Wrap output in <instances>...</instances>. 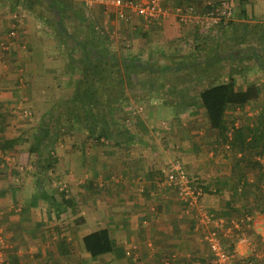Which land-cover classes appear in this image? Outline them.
<instances>
[{"label":"crops","instance_id":"crops-1","mask_svg":"<svg viewBox=\"0 0 264 264\" xmlns=\"http://www.w3.org/2000/svg\"><path fill=\"white\" fill-rule=\"evenodd\" d=\"M160 3L182 8L187 21L174 13L124 21L115 9L87 7L84 0H75L77 11H54L44 0H0V43L11 46L0 48V141H20L0 152V250L10 264H214L205 241L213 230L208 219L224 223L221 240L237 252L235 264H264L261 233L243 222L264 213H240L255 206L253 192L260 193L255 204H264V155L222 144L199 100L203 89L232 77L238 90L256 84L261 97L230 108L229 126L253 127L264 117V0ZM209 4L231 8L232 17L212 25ZM78 49L94 60L117 61L110 72L114 86L98 84L88 105L97 111V137L113 125L111 143L93 141V121L73 114L84 76L82 67L75 69L87 59L75 56ZM140 63L157 67L148 78L127 69ZM128 79L134 87L135 80L156 81V89H116V80ZM157 80L168 81L167 88ZM201 84L192 113L189 97ZM175 162L204 187L198 204L159 185ZM65 193L75 210L62 202ZM101 230L109 231L113 252L93 259L83 241ZM243 234L247 245L239 244Z\"/></svg>","mask_w":264,"mask_h":264},{"label":"trees","instance_id":"trees-1","mask_svg":"<svg viewBox=\"0 0 264 264\" xmlns=\"http://www.w3.org/2000/svg\"><path fill=\"white\" fill-rule=\"evenodd\" d=\"M34 1L37 2V0ZM44 1L48 2L50 4L49 7L54 11H65L67 7L69 9L72 8L71 11H77L75 6H72L75 5V0ZM78 11H81V9H78ZM86 53L87 59L83 60L82 63H80L84 76L83 81L79 82V89H81L82 91L83 89L88 91L85 92L86 97H84L83 94H77L75 99L80 101V103H83L82 106L85 107L84 116L87 117L89 121H93V124L89 123V125L91 126L89 128L90 135L93 138L96 136L93 141L99 142L102 137H107V129L105 128V135H100L99 137H97V114L92 108H88V105L90 106L93 98L95 99V87L98 84L103 83V81L105 82L106 79L110 78V72L107 71L106 67L114 66L117 69L118 65L116 60L109 61V56L94 60L93 58H91L92 56H94L92 52H88L87 50ZM101 69H103V71H101ZM99 74L103 75V80H101V78L100 80H98ZM109 82H106V85L112 84L114 86L113 80H111V78ZM260 97L261 91L256 84H250L244 90H238L236 81L232 77L227 83L203 89L199 94L200 105L208 118L211 130L214 131L216 136L220 138L221 143L224 145H226L227 143H233L232 145L237 146L236 149L239 152H251L253 155H256L258 157H262L264 155V117H258V121L255 122V125L253 127L235 128L233 126H229L226 120V115L227 111L230 108L248 105L259 100ZM183 99L184 101L188 100L187 97ZM19 143V139H7L0 141V152L2 154H6L8 151L13 150L14 147H16ZM32 151H34V149H32ZM252 164H254V166H257L260 170H263V167L259 161H253ZM195 185L196 182L194 183V186ZM195 187H197L198 189H203L204 191V187L202 185H196ZM61 197L62 202L67 207L75 210V204L72 202V200L67 198L66 193L64 195L62 194ZM83 242L86 251L91 255L93 259L113 252V244L108 230H101L92 233L86 236Z\"/></svg>","mask_w":264,"mask_h":264},{"label":"built area","instance_id":"built-area-1","mask_svg":"<svg viewBox=\"0 0 264 264\" xmlns=\"http://www.w3.org/2000/svg\"><path fill=\"white\" fill-rule=\"evenodd\" d=\"M84 2L87 7L95 4L106 8L111 7L117 11L118 16L124 21L131 20L133 15L144 20H154L167 17L172 13L180 17L182 21H187L182 8L171 9L170 7L163 6L160 0H152L150 3H140L136 0H84ZM208 17L211 19L212 25L219 26L230 20L232 10L229 7L223 6L217 8L209 4ZM11 37H16V33H12ZM10 47L8 43H0V48L4 51H8ZM163 175L164 178L161 179L159 185L177 188L178 192L180 191L181 197L186 202H190V205H196L201 201L204 194L203 189H198L195 187L196 185L194 186L195 181L192 182L181 162L169 164L163 170ZM207 221V224H212L213 230L207 234L205 241L209 244L210 252L214 256V264H235L237 252L226 249L221 240L224 223L221 220L216 223L211 222L210 219ZM243 222L249 226V229L251 228L261 233L264 244V215H248L244 218ZM233 227L239 230V226L234 225ZM249 242L248 236L244 234L239 235V244L247 245ZM0 264H10L2 250H0Z\"/></svg>","mask_w":264,"mask_h":264},{"label":"rangeland","instance_id":"rangeland-1","mask_svg":"<svg viewBox=\"0 0 264 264\" xmlns=\"http://www.w3.org/2000/svg\"><path fill=\"white\" fill-rule=\"evenodd\" d=\"M76 36H77V34H75ZM257 36H260V35H257V33L256 34H253V37H257ZM110 51H112L111 52V54L112 55H114V48H108ZM64 51L65 52H67L68 53V49H67V47L66 48H64ZM66 53V54H67ZM81 54H83V55H87V53L85 52V53H81V51L78 49V50H76V55L75 56H77V58H79V57H81ZM71 65H74V63H72ZM152 66V64H148L147 66L146 65H142V63H140V65H135V66H133V65H129L128 66V68L127 69H129L130 71H133L132 73L133 74H135V75H137V76H140V74H142V72H145L144 73V77H146V78H148V76L151 74L150 72H152V71H154L155 69V67H157V64H155V65H153V67H151ZM166 66H168V64H164V65H162L161 66V68L162 67H166ZM170 66H173V64H170ZM80 67L81 66H79L77 69H75V71L76 72H78V70L80 71ZM107 68V71L108 72H111L112 70H114L115 69V67L114 66H107L106 67ZM143 69H146V70H143ZM115 70H117V69H115ZM214 71V70H213ZM165 72H167L168 73V71L166 70H163L161 73H165ZM117 73V72H116ZM132 74V75H133ZM208 74V73H207ZM204 75V74H203ZM203 75H198V79L200 80L202 77L201 76H203ZM142 76V75H141ZM163 76H165V75H163ZM118 77H119V75H118ZM176 77V76H175ZM98 80H100V78H101V80H103V75H101V74H99L98 75ZM106 79V78H105ZM198 80V82L200 83V81ZM121 81L122 80H117L116 81V89H120V88H122V89H124V88H126L125 86H126V84H128L131 88H137V89H140L141 91H144V93H146V92H149V90H152V89H156L155 88V83H156V81H154V82H152V80H139V81H137V80H135V87H134V81L132 80H127V81H125V80H123V82H124V87H120V83H121ZM174 81V80H173ZM106 82H109V80H106L105 81V83ZM109 83H111V82H109ZM157 83H158V87H161L162 89L163 88H167V85H163V84H166V83H168V81L166 82V80L164 81V80H157ZM187 83H191L192 84V80H190V82H188L187 81ZM108 85H110V86H112V84H107L106 86H108ZM75 87V86H74ZM204 86H203V84H201L200 86H198L197 87V89L195 90V92H194V94H192L190 97H189V102L190 103H192V106L194 105V108L192 109L193 111H192V113L194 112V111H197L196 109H197V107H195V104H197V101H198V94H199V92L201 91V88H203ZM86 91H88V90H84L83 89V93H81L80 95H84V92H86ZM116 93V92H115ZM143 93V92H142ZM118 94V93H117ZM180 94H182V93H180ZM84 97H86L85 95H84ZM83 98V97H82ZM182 98H185V96H182ZM77 110L73 113V114H75V116H76V118H82L83 117V115H84V109H85V107H83L82 105H81V103L79 102L78 103V105H77ZM198 110H199V112L201 111V109H199L198 108ZM95 112H97L96 110H95ZM106 114V117H108L109 116V112H106L105 113ZM185 115H187L186 117H188V113H185ZM111 116H112V113H111ZM111 116H109V117H111ZM199 116V115H198ZM197 116V117H198ZM198 120H200V121H203V118H201L200 116L198 117ZM249 121V120H248ZM189 125V124H188ZM203 125H204V123H203ZM189 126H191V125H189ZM113 125L112 126H107V142H109V143H111L112 142V140H113V137H112V135H113ZM189 128V127H188ZM190 129V128H189ZM111 146V145H110ZM124 146H121V148H123ZM186 170V169H185ZM187 171V170H186ZM189 177H190V179L192 180V182L194 181V179L189 175ZM257 178V176H255V173H252L251 175H250V179L251 180H254L255 178ZM253 184H255V183H253ZM260 195V193H257V192H253L251 195H250V197H252V199L254 200V207H253V205L252 204H247V206H245L244 208H242L241 210V214L243 215H246V214H251V213H264V204L262 205V204H259L258 206L255 204V202H257V198L256 197H258L259 198V196L258 195ZM179 195L181 196V194H180V191H179ZM262 196H263V194H262ZM261 201H262V199H260ZM262 206V207H261ZM240 214V215H241Z\"/></svg>","mask_w":264,"mask_h":264}]
</instances>
